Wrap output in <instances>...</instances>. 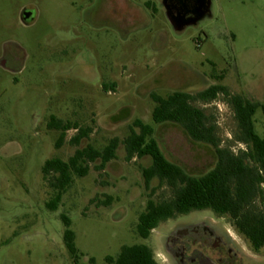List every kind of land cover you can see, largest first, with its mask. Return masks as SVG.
<instances>
[{"label":"rangeland","instance_id":"1","mask_svg":"<svg viewBox=\"0 0 264 264\" xmlns=\"http://www.w3.org/2000/svg\"><path fill=\"white\" fill-rule=\"evenodd\" d=\"M23 11L32 22L22 21ZM217 84L264 105V0H209L204 16L180 28L162 0H0V264H73L62 215L84 264H106L123 246L140 244L158 264H264V248L252 250L228 218L209 210L176 216L139 238L135 225L147 201L169 191L156 179L146 188L150 158L126 161L121 143L102 171L96 161L85 177H72L56 211L46 207L56 195L42 178L46 160L121 142L137 120L153 127L168 161L191 176L207 173L213 149L177 125H153L150 95ZM195 106L214 118L222 147L244 149L233 140L236 122L223 96ZM51 116L92 132L74 146L69 130L57 146ZM254 126L264 138L260 109Z\"/></svg>","mask_w":264,"mask_h":264},{"label":"trees","instance_id":"2","mask_svg":"<svg viewBox=\"0 0 264 264\" xmlns=\"http://www.w3.org/2000/svg\"><path fill=\"white\" fill-rule=\"evenodd\" d=\"M219 95L225 98L236 122L233 140L243 145L244 149L234 152L229 147H222L214 118L195 106L198 102L211 103ZM150 98L154 103L152 124L177 125L192 141L210 146L216 158L213 168L200 176L187 174L180 166L165 158L153 136V127L137 120L121 142L113 138L101 150L91 146L76 149L66 162L58 158L46 160L41 167L42 178L56 192L46 207L56 211L63 193L72 183V177H85L90 164L96 161H99L96 170L102 171L107 163L116 158V150L121 143L126 161L150 158V165L142 169L145 187L148 188L151 181L156 179L158 188L164 187L169 191L166 198L147 201L135 225V233L139 238L148 239L161 223L176 216L209 210L217 217L228 218L252 250L257 252L264 248V138L257 134L254 126V115L259 109L264 112V105L231 94L221 84L212 85L195 94L176 91L160 96L151 93ZM47 127L60 132L57 146H60L69 130L76 131L69 141L74 146H78L92 132L89 127L71 125L53 116ZM110 201L108 197L103 204L107 206ZM61 220L65 227L63 242L73 264H84L79 261L70 220L63 215ZM105 263L158 264L151 249L142 244L123 246L116 257L107 256ZM86 264L97 263L94 258H89Z\"/></svg>","mask_w":264,"mask_h":264},{"label":"water","instance_id":"3","mask_svg":"<svg viewBox=\"0 0 264 264\" xmlns=\"http://www.w3.org/2000/svg\"><path fill=\"white\" fill-rule=\"evenodd\" d=\"M163 6L166 10V13L170 19V21L174 24V26L180 28L185 25L192 24L196 22L198 19H200L208 10L209 6V0H201L198 11L196 12V15L192 18H186L184 15L174 14L171 11V0H162ZM33 20L32 12L30 11H23L22 13V21L24 23H29Z\"/></svg>","mask_w":264,"mask_h":264},{"label":"flooded vegetation","instance_id":"4","mask_svg":"<svg viewBox=\"0 0 264 264\" xmlns=\"http://www.w3.org/2000/svg\"><path fill=\"white\" fill-rule=\"evenodd\" d=\"M200 2L201 0H171L170 9L175 15L179 14L186 18H192L196 15Z\"/></svg>","mask_w":264,"mask_h":264}]
</instances>
